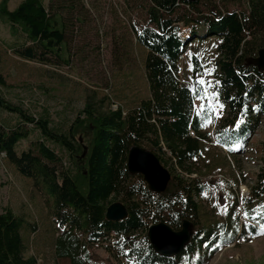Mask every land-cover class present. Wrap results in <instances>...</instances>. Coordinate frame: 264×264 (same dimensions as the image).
<instances>
[{
    "label": "trees",
    "instance_id": "trees-1",
    "mask_svg": "<svg viewBox=\"0 0 264 264\" xmlns=\"http://www.w3.org/2000/svg\"><path fill=\"white\" fill-rule=\"evenodd\" d=\"M206 1L208 12L199 6L202 0H146L144 20L134 23L133 31L148 50L144 65L151 95L127 110L122 105L99 110L89 98L63 128L53 124L47 109L33 115L0 91V108L19 117L10 127L0 123V153L46 195L55 224L63 228L57 231L56 253L71 264H99L91 252L96 244L116 256V261L109 256L100 264H208L224 245L263 233L256 234L257 221H264L258 215H249L252 221L238 226L231 238L230 220L204 224L201 219V204L216 198L220 182L228 190L230 217L243 207L264 203V145L262 167L247 197H240L225 178L208 182L194 173L203 135V120L195 110L201 86L193 92L179 80L180 60L192 42L213 37L219 42L216 90L227 110L219 129L220 144L234 157L247 153L264 118V69L252 62L264 48V0H242V8L234 10ZM9 2L0 0V20L13 36H26L25 43L14 46L15 53L29 60L69 64L63 0L60 5L50 0V6L44 0H22L14 9ZM193 61L195 72H202L199 59ZM5 87L9 85L0 73V88ZM237 120L242 121L239 126ZM29 125L40 138L34 148L18 151L19 142L30 135ZM50 142L59 145L69 161ZM134 145L152 150L170 171L164 191L154 192L142 174L129 171L127 156ZM115 201L126 206L127 218L106 217ZM184 221L191 223V236L183 250L171 256L158 253L148 237L150 225L165 222L179 231ZM25 229L35 233L38 227L4 207L0 264H40L37 255L25 253Z\"/></svg>",
    "mask_w": 264,
    "mask_h": 264
},
{
    "label": "rangeland",
    "instance_id": "rangeland-1",
    "mask_svg": "<svg viewBox=\"0 0 264 264\" xmlns=\"http://www.w3.org/2000/svg\"><path fill=\"white\" fill-rule=\"evenodd\" d=\"M21 1L10 0L9 8L14 9ZM241 1L211 2L222 9L234 10L242 8ZM44 2L47 6L51 4L50 0ZM54 2L60 5L61 0ZM62 4L64 7L61 11L67 18L68 26L69 64L59 59L39 61L19 56L14 46L25 43L26 36L21 33L13 36L9 26L0 20V73L9 85L0 88L2 95L33 115L47 109L53 124L63 128L71 124L89 98L95 101L99 110L116 108L117 105L127 110L149 98L151 93L144 65L148 50L136 41L133 31V24H142L144 20L146 0H63ZM199 6L208 12L206 0H202ZM218 43L216 37L191 43L179 63V80L183 85L197 89L195 78L197 75L204 76L205 68L214 70L204 78L216 81L215 72L220 57ZM194 57L199 59L202 72H195ZM189 64L193 65L191 69ZM216 86L213 83L211 90L217 91ZM200 95H196L195 110L203 120V135L201 154L193 166L194 173L208 182L225 178L236 188L240 197H247L262 167L264 118L251 138L248 152L234 157L219 142V129L227 115L221 97L218 96V100L223 107L214 104L216 111L212 112L207 108L208 100L199 99ZM202 103L205 104L204 109L200 108ZM18 121L16 114L0 108V123L10 127ZM28 128L30 135L19 142L18 151L34 148L40 138L39 132L31 125ZM49 145L69 161V155L62 152L59 145L51 142ZM219 187L216 198L201 204L204 224L230 220L232 227L228 236L231 238L238 226L252 221L249 215H258V220L264 218L262 201L228 216L231 202L226 196L228 190L221 182ZM214 206L215 210L212 209ZM4 207L37 224V232L32 233L29 229L23 231L26 255H37L40 264H71L69 258L59 257L56 253L57 231L61 232L63 228L55 224L46 195L32 178L24 176L4 153H0V212ZM257 223L261 225L264 221ZM91 252L95 259H99V264L109 256L116 261V256L101 245L96 244ZM208 264H264V232L247 241L236 240L224 245Z\"/></svg>",
    "mask_w": 264,
    "mask_h": 264
},
{
    "label": "water",
    "instance_id": "water-1",
    "mask_svg": "<svg viewBox=\"0 0 264 264\" xmlns=\"http://www.w3.org/2000/svg\"><path fill=\"white\" fill-rule=\"evenodd\" d=\"M255 66L264 69V48L260 49L258 56L252 59ZM86 148L84 149L85 154ZM127 167L131 173H139L144 176L151 190L162 192L166 189L171 177L167 167L163 165L159 157L146 146L134 145L130 148L127 156ZM126 206L115 201L106 210V217L109 220L119 221L127 218ZM189 221H184L181 230L176 231L165 222L152 224L148 229L149 240L154 249L164 256L177 254L185 247L190 240Z\"/></svg>",
    "mask_w": 264,
    "mask_h": 264
},
{
    "label": "snow or ice",
    "instance_id": "snow-or-ice-1",
    "mask_svg": "<svg viewBox=\"0 0 264 264\" xmlns=\"http://www.w3.org/2000/svg\"><path fill=\"white\" fill-rule=\"evenodd\" d=\"M189 55L191 56L192 54L190 53ZM192 67H193V65L189 64V68L191 69ZM213 70L214 69L205 68L204 69V76L197 75L195 79H196V83L201 86V88H200L201 95L198 98L201 99V100L207 99L208 100L207 108L210 109L212 112H215L216 108L213 107L214 104L218 105L220 108H222L223 105L220 104V102L218 100L219 93L217 91L211 90V86L213 85V83L215 85H219L220 82L219 81H214L213 82L211 79H205L204 78L205 76H210L211 72ZM190 90L195 92L196 91L195 86H191ZM200 108L204 109L205 108V104L202 103L200 105ZM241 123H242V121L237 120L236 121V126H239ZM234 147H239V145H235ZM245 215H247V213H245ZM262 232H264V224L260 225V232H257L256 234H261Z\"/></svg>",
    "mask_w": 264,
    "mask_h": 264
}]
</instances>
